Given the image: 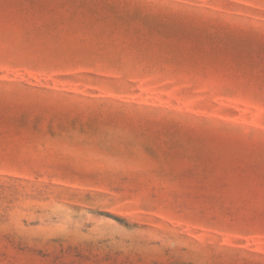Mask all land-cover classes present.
<instances>
[{
	"label": "rangeland",
	"instance_id": "374dc122",
	"mask_svg": "<svg viewBox=\"0 0 264 264\" xmlns=\"http://www.w3.org/2000/svg\"><path fill=\"white\" fill-rule=\"evenodd\" d=\"M0 264H264V0H0Z\"/></svg>",
	"mask_w": 264,
	"mask_h": 264
}]
</instances>
